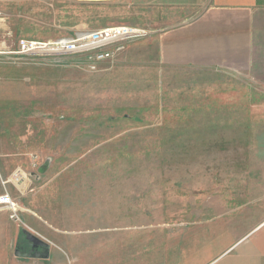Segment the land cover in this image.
<instances>
[{"label": "rangeland", "instance_id": "rangeland-1", "mask_svg": "<svg viewBox=\"0 0 264 264\" xmlns=\"http://www.w3.org/2000/svg\"><path fill=\"white\" fill-rule=\"evenodd\" d=\"M80 1L0 0V51L148 31L94 70L0 55V195L20 206L19 221L2 213L15 230H0V264H165L187 231L264 194V43L246 71L196 66L191 39L179 56L163 40L185 45L205 0ZM257 205L238 230L264 216ZM22 228L51 244L48 259L15 254Z\"/></svg>", "mask_w": 264, "mask_h": 264}, {"label": "crops", "instance_id": "crops-1", "mask_svg": "<svg viewBox=\"0 0 264 264\" xmlns=\"http://www.w3.org/2000/svg\"><path fill=\"white\" fill-rule=\"evenodd\" d=\"M205 2L199 18L185 33V45H181L180 37L173 38L168 34L163 47L174 46V52L179 56L187 50L186 43L191 39L192 48L188 51L192 52L194 65L232 68L236 72L248 70L255 53L262 50L261 42L264 43V0ZM261 197L264 194L247 201L234 212L222 214L209 226L187 231V242L168 246L166 251H170L165 264H264V216L247 229L236 228L238 220L248 219L256 209L260 212V205H255L261 203ZM2 213L8 215L10 210L0 208V225L4 220L6 223L0 230H15V224ZM23 229H20L18 237L21 240L17 245L23 241Z\"/></svg>", "mask_w": 264, "mask_h": 264}, {"label": "built area", "instance_id": "built-area-1", "mask_svg": "<svg viewBox=\"0 0 264 264\" xmlns=\"http://www.w3.org/2000/svg\"><path fill=\"white\" fill-rule=\"evenodd\" d=\"M1 15L0 11V18ZM146 34L147 30L122 24L96 30H77L70 36L54 40L21 38L14 50L0 51V55L39 56L48 60L76 56L82 58L89 69L94 70L101 63L113 60L125 49L127 42ZM0 208H8L10 218L20 220V206L12 194L0 195Z\"/></svg>", "mask_w": 264, "mask_h": 264}, {"label": "water", "instance_id": "water-1", "mask_svg": "<svg viewBox=\"0 0 264 264\" xmlns=\"http://www.w3.org/2000/svg\"><path fill=\"white\" fill-rule=\"evenodd\" d=\"M90 2H113L119 0H82ZM42 170V168H41ZM23 239L27 241L30 250H24L18 245L16 246L15 254L19 257L35 258V259H48L51 252V244L43 238L32 233L27 229L22 230Z\"/></svg>", "mask_w": 264, "mask_h": 264}, {"label": "trees", "instance_id": "trees-1", "mask_svg": "<svg viewBox=\"0 0 264 264\" xmlns=\"http://www.w3.org/2000/svg\"><path fill=\"white\" fill-rule=\"evenodd\" d=\"M72 1H74V0H72ZM76 1V0H75ZM78 1V0H77ZM81 2V1H80ZM76 3H79V2H76ZM108 3H110V2H108ZM107 2L106 3H91V2H81V3H79V4H84L85 6L87 5V6H90V5H96V6H101V5H104V4H108ZM111 3H114V2H111ZM103 7V6H102ZM21 236H22V239H23V235H22V231H21Z\"/></svg>", "mask_w": 264, "mask_h": 264}, {"label": "flooded vegetation", "instance_id": "flooded-vegetation-1", "mask_svg": "<svg viewBox=\"0 0 264 264\" xmlns=\"http://www.w3.org/2000/svg\"><path fill=\"white\" fill-rule=\"evenodd\" d=\"M20 248L24 249V250H30V247L28 246V243L26 240L23 239V241L21 242L20 245H18Z\"/></svg>", "mask_w": 264, "mask_h": 264}]
</instances>
